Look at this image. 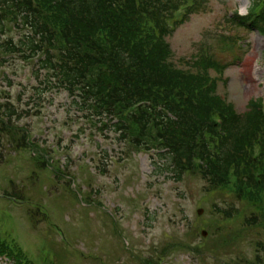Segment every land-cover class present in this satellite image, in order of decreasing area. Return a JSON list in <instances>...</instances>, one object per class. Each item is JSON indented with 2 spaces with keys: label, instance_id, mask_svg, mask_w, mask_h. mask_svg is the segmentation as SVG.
I'll list each match as a JSON object with an SVG mask.
<instances>
[{
  "label": "trees",
  "instance_id": "trees-1",
  "mask_svg": "<svg viewBox=\"0 0 264 264\" xmlns=\"http://www.w3.org/2000/svg\"><path fill=\"white\" fill-rule=\"evenodd\" d=\"M203 7L202 0H0V57L37 59L46 72L43 91L55 83L92 123L115 132L127 148L158 150L167 161L164 169L178 181L187 174L199 176L206 183L203 193L213 202L212 219L197 231L206 229L217 246L205 245L209 241L200 234L204 244L196 245L199 252L209 248L217 254L246 242L253 246L254 258L236 247L247 259L234 264H264V97L252 99L248 110L238 113L218 93L211 71L222 74L226 64L210 49L200 54L194 72L172 61L168 38ZM230 21L251 30L247 22L264 35V0H251L248 14L236 13ZM239 40L229 36L222 52L239 55ZM11 97L9 92L0 101V161L5 147L15 152L39 147L19 124L25 114ZM32 160L39 170H48L43 156ZM21 191L9 197L32 204ZM223 195L235 202L221 206ZM35 206L30 216L41 212L48 221L41 204ZM32 222L35 226L40 220L32 217ZM230 230L233 240L224 237ZM61 255L50 261L62 264ZM0 257L13 264H37L2 220Z\"/></svg>",
  "mask_w": 264,
  "mask_h": 264
},
{
  "label": "rangeland",
  "instance_id": "rangeland-1",
  "mask_svg": "<svg viewBox=\"0 0 264 264\" xmlns=\"http://www.w3.org/2000/svg\"><path fill=\"white\" fill-rule=\"evenodd\" d=\"M202 1L204 7L168 38L172 61L179 69L194 72L200 54L210 49L226 64L222 74L211 71L218 93L243 114L252 99L264 97V35L230 21L235 13L246 14L251 0ZM11 35L18 33L13 30ZM234 35L240 37L242 51L232 58L221 46ZM39 70L38 64L17 56L5 61L0 57V101L11 93V101L25 114L19 124L48 150L46 158L60 162L65 171L57 178L53 168L39 170L30 158L41 150L2 151L0 211L10 213L8 227L32 259L53 264L50 260L57 261L60 252L62 264H234L245 258L236 247L254 258L255 250L246 242L217 254L207 252L209 248L199 252L196 245L204 240L197 228L212 219L213 200L203 193L206 183L188 174L178 181L164 169L167 161L158 151L129 149L116 133H107V138L65 91L58 87L43 91ZM68 176L75 183L72 189ZM21 190L34 206L41 204L42 211H48L51 222L35 213L31 216L40 223L32 227L28 211L36 209L2 197L5 191ZM231 198L223 195L220 205L233 204ZM224 237L233 240V231ZM253 238H258L256 232ZM204 239L211 249L217 247L212 236ZM6 263L11 264L0 259V264Z\"/></svg>",
  "mask_w": 264,
  "mask_h": 264
},
{
  "label": "water",
  "instance_id": "water-1",
  "mask_svg": "<svg viewBox=\"0 0 264 264\" xmlns=\"http://www.w3.org/2000/svg\"><path fill=\"white\" fill-rule=\"evenodd\" d=\"M204 235H206V233H204Z\"/></svg>",
  "mask_w": 264,
  "mask_h": 264
}]
</instances>
